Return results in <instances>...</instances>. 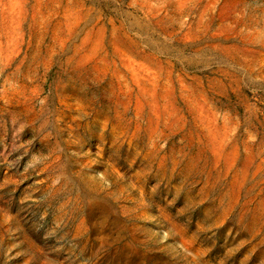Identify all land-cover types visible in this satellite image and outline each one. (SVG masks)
<instances>
[{"label": "rangeland", "instance_id": "374dc122", "mask_svg": "<svg viewBox=\"0 0 264 264\" xmlns=\"http://www.w3.org/2000/svg\"><path fill=\"white\" fill-rule=\"evenodd\" d=\"M0 264H264V0H0Z\"/></svg>", "mask_w": 264, "mask_h": 264}]
</instances>
